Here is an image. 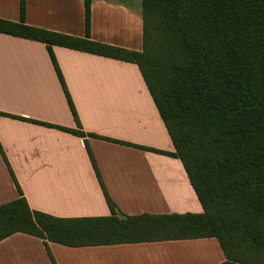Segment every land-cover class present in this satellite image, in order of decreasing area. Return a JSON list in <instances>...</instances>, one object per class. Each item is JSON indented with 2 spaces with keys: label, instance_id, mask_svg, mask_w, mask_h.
I'll return each instance as SVG.
<instances>
[{
  "label": "crops",
  "instance_id": "1",
  "mask_svg": "<svg viewBox=\"0 0 264 264\" xmlns=\"http://www.w3.org/2000/svg\"><path fill=\"white\" fill-rule=\"evenodd\" d=\"M20 3L0 0V18L19 22ZM25 22L84 37V0H25ZM90 37L142 50L141 6L93 0ZM52 50L81 128L47 44L0 32V112L8 114H0V145L9 164L0 151V205L19 197L12 171L32 210L56 217L110 215L87 143L106 191L122 213L203 212L181 159L142 148L175 152L138 65L60 45H52ZM58 127L79 130L85 136ZM48 245L57 264H220L226 260L214 237ZM0 264L53 263L44 239L15 233L0 241Z\"/></svg>",
  "mask_w": 264,
  "mask_h": 264
},
{
  "label": "trees",
  "instance_id": "2",
  "mask_svg": "<svg viewBox=\"0 0 264 264\" xmlns=\"http://www.w3.org/2000/svg\"><path fill=\"white\" fill-rule=\"evenodd\" d=\"M92 1L84 0V37L28 25L25 0L21 20L0 18V32L47 44L79 128L52 45L137 64L175 152L142 148L181 159L203 212L122 213L86 143L110 215L56 217L32 210L11 171L19 197L0 205V241L15 233L42 238L57 264L49 242L81 247L214 237L226 257L220 264H264V0H140V51L91 39ZM0 151L6 160L1 145Z\"/></svg>",
  "mask_w": 264,
  "mask_h": 264
},
{
  "label": "rangeland",
  "instance_id": "3",
  "mask_svg": "<svg viewBox=\"0 0 264 264\" xmlns=\"http://www.w3.org/2000/svg\"><path fill=\"white\" fill-rule=\"evenodd\" d=\"M132 3V2H134V4H137V5H140L141 6V1L140 0H131V1H129V3Z\"/></svg>",
  "mask_w": 264,
  "mask_h": 264
}]
</instances>
